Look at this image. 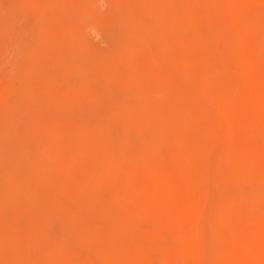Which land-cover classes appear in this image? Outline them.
<instances>
[{"label":"clouds","instance_id":"obj_1","mask_svg":"<svg viewBox=\"0 0 264 264\" xmlns=\"http://www.w3.org/2000/svg\"><path fill=\"white\" fill-rule=\"evenodd\" d=\"M0 264H264V0H0Z\"/></svg>","mask_w":264,"mask_h":264},{"label":"rangeland","instance_id":"obj_2","mask_svg":"<svg viewBox=\"0 0 264 264\" xmlns=\"http://www.w3.org/2000/svg\"><path fill=\"white\" fill-rule=\"evenodd\" d=\"M97 38L101 41L106 40L107 39V35L105 32L101 31L100 33L97 34Z\"/></svg>","mask_w":264,"mask_h":264}]
</instances>
